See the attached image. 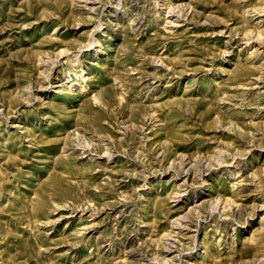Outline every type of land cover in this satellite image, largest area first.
Listing matches in <instances>:
<instances>
[{
  "label": "rangeland",
  "instance_id": "374dc122",
  "mask_svg": "<svg viewBox=\"0 0 264 264\" xmlns=\"http://www.w3.org/2000/svg\"><path fill=\"white\" fill-rule=\"evenodd\" d=\"M85 1L0 0V264H264V0Z\"/></svg>",
  "mask_w": 264,
  "mask_h": 264
},
{
  "label": "bare ground",
  "instance_id": "6f19581e",
  "mask_svg": "<svg viewBox=\"0 0 264 264\" xmlns=\"http://www.w3.org/2000/svg\"><path fill=\"white\" fill-rule=\"evenodd\" d=\"M96 1L95 0H88V1H85V3L86 4H91L92 6H93V3H95ZM89 8V7H88ZM91 9H94V8H92L91 7ZM90 10V9H89ZM172 26V25H171ZM63 52V51H62ZM59 55H60V53H59ZM63 55V54H62ZM59 57H61V56H59ZM179 218V217H178ZM181 219V218H180ZM158 264H163V263H158ZM166 264V263H165Z\"/></svg>",
  "mask_w": 264,
  "mask_h": 264
}]
</instances>
